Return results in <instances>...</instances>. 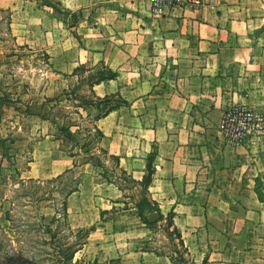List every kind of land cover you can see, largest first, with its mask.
<instances>
[{"label": "crops", "instance_id": "1", "mask_svg": "<svg viewBox=\"0 0 264 264\" xmlns=\"http://www.w3.org/2000/svg\"><path fill=\"white\" fill-rule=\"evenodd\" d=\"M59 2L80 10L74 26L35 0H0V12L8 13L15 41L43 49L58 71L81 64L115 71L90 87L97 97L118 93L124 100L95 119L103 147L135 180L152 153L149 200L172 214L191 264H264V199L255 189L257 181L264 186V130L232 146L219 126L231 104L264 110V0L158 11L150 0ZM44 143L33 155L46 153ZM60 156L66 164L55 174L74 166V155ZM29 162L26 177H48L46 169L35 172V156ZM81 178L67 211L71 225L94 226L80 249L84 258L175 264L143 246L151 228L138 215L107 216L121 203L112 186L100 188L94 172Z\"/></svg>", "mask_w": 264, "mask_h": 264}, {"label": "rangeland", "instance_id": "2", "mask_svg": "<svg viewBox=\"0 0 264 264\" xmlns=\"http://www.w3.org/2000/svg\"><path fill=\"white\" fill-rule=\"evenodd\" d=\"M35 1L47 6L56 17L67 18L70 27L81 16L79 9L68 10L59 0ZM7 18L8 13L1 11L0 264H65L60 259L64 251L79 247L77 243L84 234L70 224L64 202L67 193L78 188L85 171L94 172L102 182L100 188L112 186L114 194H118L121 203L108 210L107 216L138 215L137 202L143 197L149 200L147 183L132 179L118 166V157L104 149L103 134L95 125L96 117L103 115L96 106H102L103 101L93 95L90 87L94 81L107 79L112 71L100 64L94 68L81 64L69 73L58 71L43 49L15 41ZM100 98L106 99L105 107L116 108L124 101L118 93ZM263 130L264 122L257 133H247L244 139L255 138ZM42 139L46 153L37 151L33 155V148ZM62 153L74 155L75 162L56 177L55 172L66 164L58 157ZM33 156L41 161V165H35V172L46 169L48 177L25 176ZM91 184L92 180L88 185ZM255 189L259 199H264L261 181L255 183ZM154 211L161 213L151 210L145 214L146 220ZM161 214L156 222L146 223L151 233L143 246L171 256L175 264H191L178 231L172 227V214ZM79 258H84L81 250L75 252L68 264L75 260L88 264Z\"/></svg>", "mask_w": 264, "mask_h": 264}, {"label": "built area", "instance_id": "3", "mask_svg": "<svg viewBox=\"0 0 264 264\" xmlns=\"http://www.w3.org/2000/svg\"><path fill=\"white\" fill-rule=\"evenodd\" d=\"M205 0H150V7L158 11L163 5L170 7H197ZM264 122V111L255 110L247 105L233 104L224 110L220 119V129L226 141L231 145L243 141L247 133H257Z\"/></svg>", "mask_w": 264, "mask_h": 264}, {"label": "trees", "instance_id": "4", "mask_svg": "<svg viewBox=\"0 0 264 264\" xmlns=\"http://www.w3.org/2000/svg\"><path fill=\"white\" fill-rule=\"evenodd\" d=\"M111 71V70H110ZM115 75V73L112 71V73H111V75H109L108 76V78H110V77H113ZM107 97V96H106ZM98 98V97H97ZM99 100H101V101H103V105L102 106H100V105H97L96 106V108L98 109V110H102V114H105V113H107L109 110H111V109H113V108H115L114 107V105H112V106H104L105 104L104 103H106V99H104V98H100L99 97ZM103 108H105V109H103ZM99 117V116H98ZM152 172H153V167H152V153H150V154H148V156H147V164H146V173H145V175L142 177V179L140 180V181H146V183H148L149 181H151V175H152ZM62 173H59V174H57V176L56 177H58V176H60ZM47 181H50V179H47ZM76 188H73V189H71L68 193H67V195L69 194V193H71L73 190H75ZM64 205H65V213H66V216L68 215V212H67V196H66V200H65V202H64ZM137 208H138V215L141 217V219H143V221L145 222V223H147V224H152V223H154V222H156V221H154V222H148L147 220H146V217H145V214L147 213V212H149V211H151V210H157V211H159V208H158V206L155 204V203H150V201L147 199V198H145V197H143L142 199H140L138 202H137ZM146 209V210H145ZM162 216V214L160 213V217ZM94 228V226H89V227H87V228H81V227H79L78 228V230H80V231H82V233L84 234L83 235V239H82V241H80L79 243H77V245L79 246V247H75V248H73V249H71L70 251H68L67 252V250L66 251H64V253H63V256H62V258H60L61 260H63V263H65V264H68V263H70L69 261H71L72 259H73V256H74V254H75V252H77L78 250H80L81 248H82V246L84 245V243L86 242V239H87V236H88V234L90 233V231L92 230ZM178 235H179V237H180V240H181V244L183 245V247H184V249H185V251H186V253H187V255L189 256V252L187 251V249H186V247L184 246V243H183V240H182V238H181V234L178 232ZM170 258H171V260H173V258L171 257V256H169ZM190 257V256H189ZM79 259H82V261H86L88 264L89 263H94V264H104V263H100V262H98L96 259H93V260H90V259H87V260H85L84 258H79ZM80 262V261H79ZM190 262H191V259H190ZM108 263L110 264H117V261H115V259H111V260H109L108 261ZM73 264H78L77 263V260H75L74 262H73ZM199 264H207L206 263V260H203L201 263H199Z\"/></svg>", "mask_w": 264, "mask_h": 264}, {"label": "water", "instance_id": "5", "mask_svg": "<svg viewBox=\"0 0 264 264\" xmlns=\"http://www.w3.org/2000/svg\"><path fill=\"white\" fill-rule=\"evenodd\" d=\"M160 214L158 212H150L148 214L147 220L148 222H154L159 218Z\"/></svg>", "mask_w": 264, "mask_h": 264}]
</instances>
